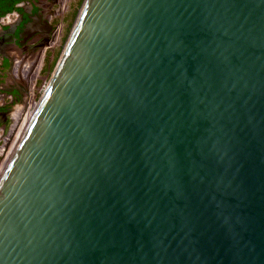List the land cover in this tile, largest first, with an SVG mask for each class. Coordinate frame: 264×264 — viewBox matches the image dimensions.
<instances>
[{
    "label": "water",
    "instance_id": "water-1",
    "mask_svg": "<svg viewBox=\"0 0 264 264\" xmlns=\"http://www.w3.org/2000/svg\"><path fill=\"white\" fill-rule=\"evenodd\" d=\"M36 103L0 264H264V0H84Z\"/></svg>",
    "mask_w": 264,
    "mask_h": 264
},
{
    "label": "flooded vegetation",
    "instance_id": "flooded-vegetation-1",
    "mask_svg": "<svg viewBox=\"0 0 264 264\" xmlns=\"http://www.w3.org/2000/svg\"><path fill=\"white\" fill-rule=\"evenodd\" d=\"M59 1L18 0L12 10L2 13L0 9V136L13 127L16 110L23 109L34 96L30 85L35 63L41 58L43 61L47 48L55 41L52 3ZM24 101L25 105L18 106Z\"/></svg>",
    "mask_w": 264,
    "mask_h": 264
},
{
    "label": "rangeland",
    "instance_id": "rangeland-1",
    "mask_svg": "<svg viewBox=\"0 0 264 264\" xmlns=\"http://www.w3.org/2000/svg\"><path fill=\"white\" fill-rule=\"evenodd\" d=\"M83 2L84 0H61L59 2L52 3V8L55 10V12L51 16V19L55 26V33L57 31V34L55 41L47 48L46 54L43 57V61L41 58L39 61H37V63H35L37 68L33 77L34 79H32L33 82L31 81V85L34 88H32L34 91V96L32 97V100L35 103L34 105L37 104L36 101L40 97L52 71L54 70L56 62L65 46L66 41L68 40ZM27 68L28 64L23 67V71H26ZM24 73L25 72H23V76L25 77ZM19 105H24V103H19L18 106ZM34 105L32 103L29 105L27 104V111L29 115H33L32 111L35 109ZM16 106L13 108L12 112L15 111ZM8 133L4 135L2 133V135L6 137L8 136ZM2 135L0 136V148L4 144ZM5 164L6 158L2 156L0 152V169L3 168Z\"/></svg>",
    "mask_w": 264,
    "mask_h": 264
},
{
    "label": "bare ground",
    "instance_id": "bare-ground-1",
    "mask_svg": "<svg viewBox=\"0 0 264 264\" xmlns=\"http://www.w3.org/2000/svg\"><path fill=\"white\" fill-rule=\"evenodd\" d=\"M35 66H36L35 67V69H36L37 68V65H35ZM30 87L33 88L32 85H30ZM29 103H32L33 105L35 104L33 102V100H31L30 102L29 101L26 102V105L23 107V109L16 110L17 114H16V116H15V118L13 120V123H14L12 125L13 127H11L8 136L3 137L4 144L0 148V152H1V155L6 158V164H5V166L3 168L0 169V177L2 176V174H3V172H4L5 168H6V166L8 164V162L11 159L12 154L14 153L16 147L18 146V143H19L21 137L23 136V133L25 132V129L27 128V126L29 124V121H30V119L32 117V115H29V113L27 111L28 110L27 109V104L29 105ZM34 106L36 107V105H34ZM19 117H20V119H19Z\"/></svg>",
    "mask_w": 264,
    "mask_h": 264
},
{
    "label": "trees",
    "instance_id": "trees-1",
    "mask_svg": "<svg viewBox=\"0 0 264 264\" xmlns=\"http://www.w3.org/2000/svg\"><path fill=\"white\" fill-rule=\"evenodd\" d=\"M18 0H0V9L2 13L12 10L13 4Z\"/></svg>",
    "mask_w": 264,
    "mask_h": 264
}]
</instances>
